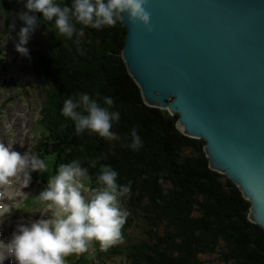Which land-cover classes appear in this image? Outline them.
Here are the masks:
<instances>
[{
    "label": "trees",
    "instance_id": "trees-1",
    "mask_svg": "<svg viewBox=\"0 0 264 264\" xmlns=\"http://www.w3.org/2000/svg\"><path fill=\"white\" fill-rule=\"evenodd\" d=\"M56 2L72 4V0ZM2 6L8 15L9 0H2ZM126 33L127 27L118 22L114 27L85 28L83 37L60 36L45 57L46 71L41 66L52 86L45 105L48 134L39 148L43 158L53 154L47 177L54 176L60 164L75 160L89 169L94 181L101 165H110L119 174L117 182L131 186L120 204L129 213L123 242L105 252L93 241L75 264L114 256H126L131 264H264V228L249 218L250 200L232 179L211 167L205 141L185 134L178 114L144 101L123 57ZM44 56L42 48L38 65ZM26 71L22 68L21 75ZM57 77L63 83L64 100L52 96L58 93ZM80 92L102 105L103 97L113 98V110L121 116L111 130L120 140L108 141L88 130L76 134L74 122L61 110L66 99ZM132 128L143 141L139 151L124 147L131 142Z\"/></svg>",
    "mask_w": 264,
    "mask_h": 264
},
{
    "label": "water",
    "instance_id": "water-1",
    "mask_svg": "<svg viewBox=\"0 0 264 264\" xmlns=\"http://www.w3.org/2000/svg\"><path fill=\"white\" fill-rule=\"evenodd\" d=\"M123 57L144 101L179 115L264 228V0H148ZM182 126V128L180 127Z\"/></svg>",
    "mask_w": 264,
    "mask_h": 264
},
{
    "label": "clouds",
    "instance_id": "clouds-1",
    "mask_svg": "<svg viewBox=\"0 0 264 264\" xmlns=\"http://www.w3.org/2000/svg\"><path fill=\"white\" fill-rule=\"evenodd\" d=\"M147 3L148 0H72L71 6H62L56 0H26L27 11L19 14L26 26L20 29L16 50L29 55L24 45L41 20L36 13H42L45 22L54 21L56 33L69 39L74 34L83 37L88 27L101 29L124 23L126 16L132 23L142 22L151 32V13L144 6ZM77 25H81L79 30ZM102 99L103 105L90 94L80 92L66 99L61 111L74 122L77 135L88 130L108 141H118L121 137L111 129L121 114L113 110L112 97ZM130 140L124 147L133 151L143 147L136 128L130 130ZM37 170L48 172L43 158L30 149L20 153L12 149V144L0 142V224L6 213L20 208L24 194L21 189L29 185L31 173ZM118 175L110 165H101L97 188L86 195L88 169L75 160L60 164L57 173L49 177L47 189L38 195L40 201L50 202L52 218L40 219L31 227L20 226L19 233L8 243L0 240V264L13 255L19 264H66L67 256L88 252L93 241H98L100 250L105 252L122 243V228L129 213L120 204L131 186L119 184ZM5 199L12 203H3Z\"/></svg>",
    "mask_w": 264,
    "mask_h": 264
},
{
    "label": "rangeland",
    "instance_id": "rangeland-1",
    "mask_svg": "<svg viewBox=\"0 0 264 264\" xmlns=\"http://www.w3.org/2000/svg\"><path fill=\"white\" fill-rule=\"evenodd\" d=\"M9 2L11 5L10 11L6 15L2 10V0H0V142L5 145L8 141L11 143L15 142V138L23 140L29 136L34 139V142L36 141L37 136L32 132V129L34 128L33 124L38 119L37 107L42 101L47 103L52 91V86L49 85L50 81L46 79L43 73V71H46L45 65L47 63L44 61L45 57L51 53L52 42L55 39H60V35L58 32L56 33L54 21L45 22L41 16L38 26L31 34L28 43L24 45L29 49V55L24 56L19 53L16 50V44L19 41L18 34L20 29L26 26L24 21L19 18V14L22 11H27L26 0H9ZM4 16L8 19V30L5 29ZM49 23L50 26L47 30ZM42 48L45 56L38 65L37 55ZM41 66H43V71ZM22 68L27 69L24 75H21ZM9 81H14V85L9 84ZM56 84H58V93H53L52 96L56 94L58 98L64 100L63 83L59 77H57ZM46 114L47 110L45 107V110L42 111L44 120L39 125L41 141L43 142H46L48 134L45 127ZM69 124L70 122H68ZM180 127L182 128V126ZM39 156L43 158L40 150ZM43 159L47 166H50L53 154ZM38 175L35 174V177ZM96 188L97 186L92 180L89 179L85 182L84 191L86 195H91ZM33 206L34 196H30L26 199L25 207L28 210H32ZM137 234L140 235L141 232L138 231ZM117 259L121 260L120 258ZM127 261L130 263L128 257ZM102 262L103 260H100L97 263V258L92 260L93 264H102ZM128 262H123V264H128ZM133 262H136V260L133 259ZM150 264L153 263L150 262ZM208 264L213 263L208 262Z\"/></svg>",
    "mask_w": 264,
    "mask_h": 264
},
{
    "label": "bare ground",
    "instance_id": "bare-ground-1",
    "mask_svg": "<svg viewBox=\"0 0 264 264\" xmlns=\"http://www.w3.org/2000/svg\"><path fill=\"white\" fill-rule=\"evenodd\" d=\"M40 179V178H39ZM11 202H10V200H9V202H8V204H10Z\"/></svg>",
    "mask_w": 264,
    "mask_h": 264
}]
</instances>
